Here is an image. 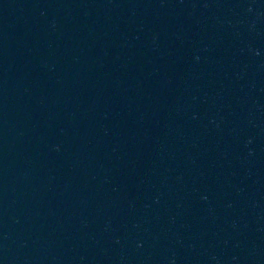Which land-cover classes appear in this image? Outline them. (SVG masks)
Returning a JSON list of instances; mask_svg holds the SVG:
<instances>
[{
	"label": "water",
	"instance_id": "95a60500",
	"mask_svg": "<svg viewBox=\"0 0 264 264\" xmlns=\"http://www.w3.org/2000/svg\"><path fill=\"white\" fill-rule=\"evenodd\" d=\"M0 264H264V0H0Z\"/></svg>",
	"mask_w": 264,
	"mask_h": 264
}]
</instances>
